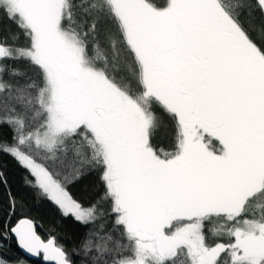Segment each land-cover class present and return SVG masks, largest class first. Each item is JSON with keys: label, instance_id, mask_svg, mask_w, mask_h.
I'll list each match as a JSON object with an SVG mask.
<instances>
[{"label": "snow or ice", "instance_id": "snow-or-ice-1", "mask_svg": "<svg viewBox=\"0 0 264 264\" xmlns=\"http://www.w3.org/2000/svg\"><path fill=\"white\" fill-rule=\"evenodd\" d=\"M3 158L0 264H264V0H0Z\"/></svg>", "mask_w": 264, "mask_h": 264}, {"label": "trees", "instance_id": "trees-1", "mask_svg": "<svg viewBox=\"0 0 264 264\" xmlns=\"http://www.w3.org/2000/svg\"><path fill=\"white\" fill-rule=\"evenodd\" d=\"M162 138L169 142L171 140V130L164 131ZM0 166L11 176L13 181V190L18 191L23 187V173L16 166L15 162L10 158H3L0 160ZM73 196L77 199H86L87 193L94 191L93 181L91 178H86L80 184L76 185L70 189ZM3 195V189L0 188V197ZM27 211L24 215L32 218L36 223L37 233L45 240L48 239V235L51 232L58 238V241L62 243L67 249L71 250L73 244L77 241L78 236L82 233V229L78 225H75L70 218H62L57 212L54 205H52L47 200H42L39 198L33 199L31 190L27 191ZM20 213H18L19 215ZM14 222V221H13ZM10 259H16L19 257L25 264H46L43 261L42 255L36 260H28L23 257L18 250L14 240L11 244L10 252L5 253ZM48 264H51L48 262Z\"/></svg>", "mask_w": 264, "mask_h": 264}, {"label": "water", "instance_id": "water-1", "mask_svg": "<svg viewBox=\"0 0 264 264\" xmlns=\"http://www.w3.org/2000/svg\"><path fill=\"white\" fill-rule=\"evenodd\" d=\"M18 248V247H17ZM18 250L20 251V253H21V255L23 256V257H25L26 259H28V260H36L38 257L37 256H32V255H29V254H27V253H25V252H23L21 249H19L18 248ZM51 263V262H50Z\"/></svg>", "mask_w": 264, "mask_h": 264}]
</instances>
